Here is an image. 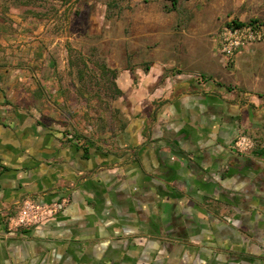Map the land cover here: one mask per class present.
Returning <instances> with one entry per match:
<instances>
[{
  "label": "crops",
  "instance_id": "1",
  "mask_svg": "<svg viewBox=\"0 0 264 264\" xmlns=\"http://www.w3.org/2000/svg\"><path fill=\"white\" fill-rule=\"evenodd\" d=\"M240 3L250 10L233 20L264 13V0ZM7 25L0 264H264V91L228 89L190 69L166 74L160 60L138 72L134 91L131 68L117 75L130 105L112 132L74 137L42 121L64 119L43 97L53 76L36 69L43 58L24 24ZM239 134L254 140L250 153L237 152ZM63 199L55 217L10 226L25 200Z\"/></svg>",
  "mask_w": 264,
  "mask_h": 264
},
{
  "label": "rangeland",
  "instance_id": "2",
  "mask_svg": "<svg viewBox=\"0 0 264 264\" xmlns=\"http://www.w3.org/2000/svg\"><path fill=\"white\" fill-rule=\"evenodd\" d=\"M240 1L177 0L174 7L175 0H0V23L24 24L19 32L33 37L43 58L36 69L53 76L51 97H43L64 119L42 114V121L74 137L102 138L130 105L128 95L108 89L103 65L118 74L131 68L137 75L131 91L140 87L138 72L147 75L160 60L166 74L190 69L228 89L264 91V43L243 45L230 61L217 45L223 26L249 9ZM260 14L246 21L264 20Z\"/></svg>",
  "mask_w": 264,
  "mask_h": 264
},
{
  "label": "built area",
  "instance_id": "3",
  "mask_svg": "<svg viewBox=\"0 0 264 264\" xmlns=\"http://www.w3.org/2000/svg\"><path fill=\"white\" fill-rule=\"evenodd\" d=\"M242 22L240 25L226 24L220 30L217 45L223 60H233L243 45L264 43V20ZM235 146L239 154H247L255 148V142L249 135L239 134ZM67 203L66 199L51 203L25 200L17 216L11 220L10 226L14 228L40 224L48 218L55 217Z\"/></svg>",
  "mask_w": 264,
  "mask_h": 264
},
{
  "label": "trees",
  "instance_id": "4",
  "mask_svg": "<svg viewBox=\"0 0 264 264\" xmlns=\"http://www.w3.org/2000/svg\"><path fill=\"white\" fill-rule=\"evenodd\" d=\"M176 5H177V0H175V6L174 7H176ZM255 21H256V19H252V20H249L248 22H255ZM227 24H229V25H240V24H243V22L239 21V20H232V21L228 22ZM147 69H149V68H147ZM102 73H103L104 77L109 81L108 85H107L108 89L109 88L112 89L117 97L122 96L124 93L118 87V85L115 81V79L117 78V75H118L117 70L110 69L106 65H103L102 66ZM136 79H137V77L135 78V80ZM109 85H110V87H109ZM67 134H70V132H67Z\"/></svg>",
  "mask_w": 264,
  "mask_h": 264
}]
</instances>
